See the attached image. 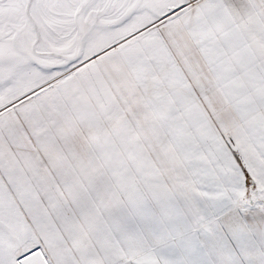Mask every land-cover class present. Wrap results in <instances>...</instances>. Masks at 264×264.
I'll use <instances>...</instances> for the list:
<instances>
[{"label": "snow or ice", "instance_id": "snow-or-ice-1", "mask_svg": "<svg viewBox=\"0 0 264 264\" xmlns=\"http://www.w3.org/2000/svg\"><path fill=\"white\" fill-rule=\"evenodd\" d=\"M0 264H264V0H0Z\"/></svg>", "mask_w": 264, "mask_h": 264}]
</instances>
